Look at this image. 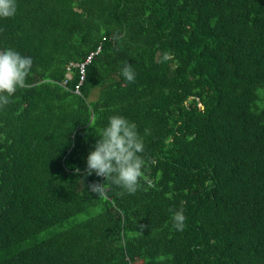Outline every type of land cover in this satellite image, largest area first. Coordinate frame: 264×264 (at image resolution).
Returning a JSON list of instances; mask_svg holds the SVG:
<instances>
[{
	"label": "trees",
	"instance_id": "16d2710c",
	"mask_svg": "<svg viewBox=\"0 0 264 264\" xmlns=\"http://www.w3.org/2000/svg\"><path fill=\"white\" fill-rule=\"evenodd\" d=\"M16 3L0 50L33 64L0 109V264H264V0ZM98 47L76 94L66 66ZM114 115L143 138L147 191L84 173Z\"/></svg>",
	"mask_w": 264,
	"mask_h": 264
},
{
	"label": "clouds",
	"instance_id": "9594fccd",
	"mask_svg": "<svg viewBox=\"0 0 264 264\" xmlns=\"http://www.w3.org/2000/svg\"><path fill=\"white\" fill-rule=\"evenodd\" d=\"M16 12V0H0V18H12ZM32 64L33 60L29 56H23L12 49L0 50V109L10 103L9 98L18 88L26 86ZM121 75L127 83H135L136 73L127 61L123 64ZM145 134H148V130H145ZM97 135L99 139L94 150L87 156L84 170L86 176L95 173L97 177H103L105 182L123 189L129 195L141 190L142 181L147 185L143 188L144 191L153 187L154 182L145 172L143 138L134 123L114 115L109 118L106 127L99 129ZM76 171L79 173L80 170L77 168ZM211 184V181L205 182L206 187L210 188ZM88 187L99 198H106L105 183H92ZM171 220L174 229L183 231L186 217L182 208L172 213Z\"/></svg>",
	"mask_w": 264,
	"mask_h": 264
},
{
	"label": "built area",
	"instance_id": "2783aa9c",
	"mask_svg": "<svg viewBox=\"0 0 264 264\" xmlns=\"http://www.w3.org/2000/svg\"><path fill=\"white\" fill-rule=\"evenodd\" d=\"M99 50H100V47L96 48L93 51H90L86 55L85 59L81 62H69L68 63L67 70H70L71 67H76L77 73L79 75L78 82L75 84V86L73 88L74 93L80 94V89H81V86H82L84 78H85L86 65L91 61L92 57L99 52ZM69 77H70V73H66L65 79L62 81L61 84L65 85L67 80L69 79Z\"/></svg>",
	"mask_w": 264,
	"mask_h": 264
},
{
	"label": "rangeland",
	"instance_id": "374dc122",
	"mask_svg": "<svg viewBox=\"0 0 264 264\" xmlns=\"http://www.w3.org/2000/svg\"><path fill=\"white\" fill-rule=\"evenodd\" d=\"M95 91H97V90L95 89ZM95 91H93L92 97H96L97 96V93Z\"/></svg>",
	"mask_w": 264,
	"mask_h": 264
},
{
	"label": "bare ground",
	"instance_id": "6f19581e",
	"mask_svg": "<svg viewBox=\"0 0 264 264\" xmlns=\"http://www.w3.org/2000/svg\"><path fill=\"white\" fill-rule=\"evenodd\" d=\"M100 51V50H99Z\"/></svg>",
	"mask_w": 264,
	"mask_h": 264
},
{
	"label": "water",
	"instance_id": "95a60500",
	"mask_svg": "<svg viewBox=\"0 0 264 264\" xmlns=\"http://www.w3.org/2000/svg\"><path fill=\"white\" fill-rule=\"evenodd\" d=\"M201 105V104H200Z\"/></svg>",
	"mask_w": 264,
	"mask_h": 264
}]
</instances>
